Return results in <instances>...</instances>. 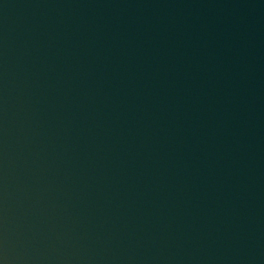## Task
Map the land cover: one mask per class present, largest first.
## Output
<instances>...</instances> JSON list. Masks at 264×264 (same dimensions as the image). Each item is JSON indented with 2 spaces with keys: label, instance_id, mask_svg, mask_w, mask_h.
<instances>
[{
  "label": "water",
  "instance_id": "obj_1",
  "mask_svg": "<svg viewBox=\"0 0 264 264\" xmlns=\"http://www.w3.org/2000/svg\"><path fill=\"white\" fill-rule=\"evenodd\" d=\"M0 264H264V0H0Z\"/></svg>",
  "mask_w": 264,
  "mask_h": 264
}]
</instances>
